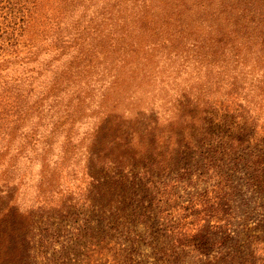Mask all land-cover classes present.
Returning a JSON list of instances; mask_svg holds the SVG:
<instances>
[{
  "label": "rangeland",
  "instance_id": "1",
  "mask_svg": "<svg viewBox=\"0 0 264 264\" xmlns=\"http://www.w3.org/2000/svg\"><path fill=\"white\" fill-rule=\"evenodd\" d=\"M25 1L22 30L0 38V92L20 94L0 101L9 116L0 135V264H264V100L246 96L221 118L177 106L192 85L182 77L193 81L195 69L168 42L145 48L133 15L112 23L132 0ZM93 72L70 160L57 173L40 169L32 157L42 147L28 133L55 118L46 99L59 98L60 83L67 93L83 88ZM100 103L122 115L105 119L95 142L135 130L144 158L107 144L93 148L101 163L86 161L78 145L90 139ZM50 181L40 201L37 184ZM41 202L55 208L33 210Z\"/></svg>",
  "mask_w": 264,
  "mask_h": 264
},
{
  "label": "trees",
  "instance_id": "2",
  "mask_svg": "<svg viewBox=\"0 0 264 264\" xmlns=\"http://www.w3.org/2000/svg\"><path fill=\"white\" fill-rule=\"evenodd\" d=\"M23 2L25 4L21 0H12L0 4V38L8 40L22 30L24 5L26 8V1ZM113 13L116 14L113 24H123L133 15L135 23L139 24L137 32L144 38L145 48H149L151 39L156 40V48L164 47L168 42L169 48L174 49L175 53L182 54L187 65H192L195 69L190 70L196 74L193 81L182 77L185 83L192 85L188 90L182 91L177 106L188 103L187 105L199 108L203 116L221 118L229 113H235L234 106L229 108V104L245 106L239 99H245L246 96L252 100H264V0H132L130 5H122ZM15 27L17 31L13 33ZM103 31L104 29H101L98 34ZM105 32L112 34L111 28ZM2 35L4 37H1ZM7 37L9 38L6 39ZM178 57L182 56L178 55ZM93 74L94 72L88 73L87 79L84 78L83 88H75L72 93H67L64 92L66 88L60 83L53 88V92L57 93L59 98L53 103L46 99L50 108L46 110V116L52 111L55 113L53 115L55 118H47L42 125L44 130L42 134L38 135L35 129L28 133L32 145L40 144V148L42 147L38 154L32 157L33 163L37 162L40 169L51 164V170L57 173L58 164L61 167L62 163L70 160L68 156L66 157V152L70 145L74 146L72 137L76 136L83 115H87L88 109L83 105L90 98L84 93V88L90 86L88 80ZM19 95V92H16L10 97L8 93L1 91L0 101L7 103L9 97ZM102 103L98 104L97 108L103 109L94 113L97 121L91 135L90 132L86 134L91 136L90 139L87 143L78 145L83 147L86 161L92 159L101 163L96 157L102 154H97L99 151L93 148L107 144L128 146L133 148L130 153L132 159L144 158L142 156L144 151L141 150L142 146L135 130L122 132L107 143L95 142L99 136L101 123L109 117L122 115L116 111L117 105L104 107ZM216 103L218 106H214ZM253 109L255 113L261 110L260 106H254ZM0 116L1 135L9 127V116L2 108H0ZM33 120L35 123L33 126L38 127L44 122ZM144 128L146 131L142 137L147 141L148 130L151 128L148 124ZM76 141L80 142L81 139ZM143 144L147 152L145 143ZM122 156L123 154L119 152L115 159L122 160ZM105 160L112 161V158L106 156ZM50 185L51 181L47 184L43 182L37 184V196L42 197L40 201L47 199L44 195L48 190L51 191ZM53 186L55 188L59 184L54 182ZM57 192L58 189L55 190V193ZM48 195L53 201V195L50 192ZM44 203L41 202L36 207L30 208L33 210L55 208L53 204ZM11 206L16 207L15 204Z\"/></svg>",
  "mask_w": 264,
  "mask_h": 264
}]
</instances>
